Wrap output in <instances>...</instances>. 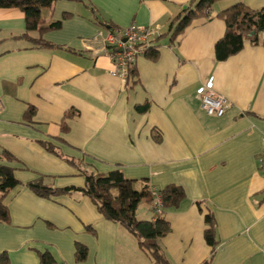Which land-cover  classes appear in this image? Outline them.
<instances>
[{
    "label": "crops",
    "instance_id": "1",
    "mask_svg": "<svg viewBox=\"0 0 264 264\" xmlns=\"http://www.w3.org/2000/svg\"><path fill=\"white\" fill-rule=\"evenodd\" d=\"M189 1L57 0L42 15L45 25L61 27L31 33L54 47L23 36L20 9L0 8V152L15 155L3 163L20 182L4 200L10 221H0V256L10 264H40L46 250L57 264H153L137 238L87 194L42 197L29 187L41 176L54 188L84 187L70 158L89 171L120 168L139 187L147 180L156 190L184 189L186 197L165 211L172 230L159 240L170 264L212 256L208 213L219 242L210 264H264V47L247 41L222 61L215 52L226 31L217 15L238 0L216 3L212 18L195 20L177 43L164 39L156 61L138 57L134 85L110 72L105 34L133 23L165 33ZM242 1L264 7V0ZM211 76L229 100L223 116L207 113L196 92ZM31 105L35 113L26 120ZM137 215L153 218L145 200ZM77 243L88 248L84 261L76 259Z\"/></svg>",
    "mask_w": 264,
    "mask_h": 264
},
{
    "label": "trees",
    "instance_id": "2",
    "mask_svg": "<svg viewBox=\"0 0 264 264\" xmlns=\"http://www.w3.org/2000/svg\"><path fill=\"white\" fill-rule=\"evenodd\" d=\"M57 0H0V8L20 9L26 21V32L23 36L29 37L40 47H54V44L44 41L41 38H33L31 33L34 31L44 32L49 29L61 27L60 21L51 22L45 25V18L42 15L44 8H50ZM221 0H190L187 7L176 16L170 23L169 29L149 42L140 45L144 52L142 56L156 61L160 56V47L163 40L168 39L169 44L177 43L182 35L195 20L204 18L211 19L212 7ZM224 20L226 31L215 44L216 58L218 61L226 60L230 56L240 52L247 41L253 45L264 47V7L254 9L242 0L236 1L233 5L220 11L217 15ZM106 25V24H104ZM62 48V47H61ZM139 81L136 63L129 68L127 78L128 84L134 85ZM149 105L143 106L140 111L145 112ZM35 113L32 105L25 113V119L31 120ZM73 116L68 113L63 118V126L67 118ZM158 138V137H156ZM161 140V138H158ZM40 143L50 152L60 154L59 150L49 141ZM16 157L10 151L4 149L0 152V221H10V212L4 200L9 191L20 182L16 178L15 170L11 166L4 164V161H13ZM72 164L81 169L85 175L86 184L84 187L77 188H54L46 184L44 177L41 176L28 183L29 187L42 197H49L54 194L66 193L71 191H81L90 196L98 205L100 212L112 221L124 226L137 240L139 247L146 252L152 262L159 264H170L159 240L171 232L170 222L165 216V211L179 203L186 197L185 191L181 186L168 185L162 190L152 188L147 180L142 181V187L137 185L136 180L125 177L124 172L118 168L108 172L89 171L88 167L76 160L68 159ZM161 203H157V197ZM153 210L152 219H140L137 209L141 201H144ZM207 228L205 229V239L212 246L214 256L217 245L216 221L211 213L205 215ZM88 248L82 243L76 244V259L84 261L87 258ZM204 260L200 264H210L213 257ZM40 264H57L53 254L46 250L39 252ZM0 264H10L7 254L0 256Z\"/></svg>",
    "mask_w": 264,
    "mask_h": 264
},
{
    "label": "built area",
    "instance_id": "3",
    "mask_svg": "<svg viewBox=\"0 0 264 264\" xmlns=\"http://www.w3.org/2000/svg\"><path fill=\"white\" fill-rule=\"evenodd\" d=\"M160 33L159 26H141L133 23L125 28L114 27L105 34L104 42L110 48L109 55L114 61V67L110 72L127 81L130 66L134 65L144 52L143 47L138 44L149 42ZM119 48H123V51H119ZM196 92L207 113L217 116H223L226 113L229 100L226 96L216 92L214 76L209 77L197 88ZM260 167L264 169V155L260 159ZM156 201L161 203L159 196ZM153 264L159 263L154 262Z\"/></svg>",
    "mask_w": 264,
    "mask_h": 264
},
{
    "label": "water",
    "instance_id": "4",
    "mask_svg": "<svg viewBox=\"0 0 264 264\" xmlns=\"http://www.w3.org/2000/svg\"><path fill=\"white\" fill-rule=\"evenodd\" d=\"M185 8H186V6H185ZM103 51L106 52V50H103ZM119 51H123V48H119Z\"/></svg>",
    "mask_w": 264,
    "mask_h": 264
},
{
    "label": "rangeland",
    "instance_id": "5",
    "mask_svg": "<svg viewBox=\"0 0 264 264\" xmlns=\"http://www.w3.org/2000/svg\"><path fill=\"white\" fill-rule=\"evenodd\" d=\"M140 215V214H139Z\"/></svg>",
    "mask_w": 264,
    "mask_h": 264
}]
</instances>
